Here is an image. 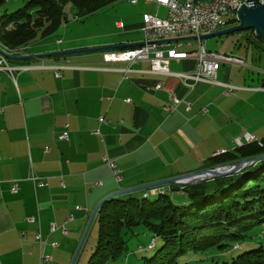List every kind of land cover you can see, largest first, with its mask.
<instances>
[{"label":"crops","instance_id":"1","mask_svg":"<svg viewBox=\"0 0 264 264\" xmlns=\"http://www.w3.org/2000/svg\"><path fill=\"white\" fill-rule=\"evenodd\" d=\"M115 8L123 19L109 22L110 31L101 35V42L78 43L81 39L71 38L68 22L60 32L63 37L57 33L52 39L57 47L50 46V40L9 54L38 56L110 45L124 46L116 49L122 50L142 43L144 14L167 15L165 7L146 0H122ZM106 53L8 59L10 66L24 69L0 71L2 264H72L94 210L107 196L213 169L218 152L234 151L235 138L246 132L259 140L264 137L262 70L247 66L242 67L244 73L240 66L221 64L218 81L236 90L226 95L223 86L200 83L189 91L177 77L150 73L147 62L106 63ZM54 64L69 66L61 78L51 68ZM195 66L188 60L169 67L184 73ZM159 83L161 90L156 89ZM170 94L191 103L190 110L181 103L178 112L167 113ZM100 118L107 122L101 124ZM66 131L69 139L61 140ZM105 158L116 163L120 181ZM32 172L47 186L36 189L29 180ZM31 216L39 221L28 223ZM39 232L47 239L44 253L50 262H41L34 241Z\"/></svg>","mask_w":264,"mask_h":264},{"label":"trees","instance_id":"2","mask_svg":"<svg viewBox=\"0 0 264 264\" xmlns=\"http://www.w3.org/2000/svg\"><path fill=\"white\" fill-rule=\"evenodd\" d=\"M6 1L0 0V7ZM120 1L28 0L23 7L0 15V42L15 53L56 38L69 22L67 5L76 11V18L83 19ZM245 33L255 36L254 30ZM246 41L247 49L253 46L259 54L254 60L261 61L263 43L255 44L252 38ZM260 141L214 157V168L264 157V137ZM169 190L185 200L163 189L145 192L141 198L130 193L105 202L92 224L98 229V239L86 264L122 260L133 238L147 233L154 247L145 250L148 254L139 258L140 264H264V241L253 240L264 229V158L239 173L183 188L171 184Z\"/></svg>","mask_w":264,"mask_h":264},{"label":"built area","instance_id":"3","mask_svg":"<svg viewBox=\"0 0 264 264\" xmlns=\"http://www.w3.org/2000/svg\"><path fill=\"white\" fill-rule=\"evenodd\" d=\"M252 0H229L217 5L215 8H210L206 13H199L191 11V0H148V3H155L160 7L167 9L166 17L162 18L158 14H144V26L142 29L143 40L140 46L125 50H114L107 52L104 55L106 63H129L131 66L142 62L150 64V73L160 76H173L181 79L187 86L189 91H192L198 84L206 83L212 85H219L226 88V95H229L237 88L230 84H222L218 81V69L221 64L236 65L240 67H247L246 62L238 57L222 54L218 52L209 51L200 36L203 34L212 33L218 30L225 29L237 24V9L243 5H251ZM264 5V0H259ZM137 1L134 3L136 4ZM117 26L123 28V23L118 22ZM197 36V40H187L173 42L172 39ZM195 44L197 47H195ZM192 60L196 63L195 69L191 72L173 73L170 70L171 62H182ZM69 66L63 64H54L51 68L56 71L58 78L62 77V70ZM24 69L12 67L8 63V59L0 53V71L9 72L13 74L14 71ZM163 84L159 83L156 86L157 90H161ZM127 103H132L130 99ZM184 103L187 110H190L191 103L182 101L170 94L169 101L165 104L164 109L167 113L172 114L178 112L179 106ZM208 110H203L206 113ZM1 112V110H0ZM101 124L107 121L100 118ZM99 134V132H95ZM61 140H68L69 133L66 131L60 136ZM261 143V141L246 132L243 137L235 138L234 150L245 144ZM227 153L221 151L216 154ZM106 163L113 171L115 178L121 180V171L117 168L116 163L105 158ZM29 180L33 183L36 189L47 186L46 181L39 177L34 172L29 176ZM169 187V186H168ZM19 190L18 184L15 183L12 188V193L16 194ZM155 190H163V188L151 189L149 192ZM78 209H81L78 207ZM70 217L68 220H72ZM28 223L38 222V218L31 216L27 219ZM64 233L67 232L66 227H61ZM57 226L52 224L51 232H55ZM35 243L40 247L41 262H50L51 258L44 253V246L47 245V239L43 237L41 232L35 236ZM56 246V244H52ZM0 264H2L0 262Z\"/></svg>","mask_w":264,"mask_h":264},{"label":"rangeland","instance_id":"4","mask_svg":"<svg viewBox=\"0 0 264 264\" xmlns=\"http://www.w3.org/2000/svg\"><path fill=\"white\" fill-rule=\"evenodd\" d=\"M27 1L28 0H7L5 4L0 7V15L5 11H8V13H11L17 10L18 8L23 7ZM122 3L123 2H121V4ZM118 4L119 3L103 11L97 12L94 15H91L87 18H83V19L76 18V11L73 9L71 5H67L65 7V12L69 19L70 27L68 30H69V33L71 34V38L81 39L80 42H78L81 44H90V43L92 44V43L101 42L102 41L101 35L110 31L109 22L113 20L115 21V20L123 19L121 10L115 8L118 6ZM161 17H164V15H161ZM64 26L59 30L58 32L59 34L62 30H64ZM250 35L251 33L241 32V33H236V34L229 35V36H223L219 38L205 40L203 41V44L209 51L218 52V53L227 54V55L241 58L246 62V65L248 67L250 68L255 67L264 72V54H262L263 56H262L261 61H255L254 58L259 56V54H257V52L253 49V46H251L249 49H247L246 47L247 38H252L255 44L261 45V42L256 38V36H250ZM59 36L63 37V34H60ZM54 41L56 40H52L48 43H50V46L52 47H57V45L53 43ZM0 44L3 47L5 46L1 42ZM195 47H197L196 44H195ZM2 51L5 52L4 49ZM5 53L9 54V51H6ZM241 70H244V73H247L245 71L246 70L245 68L241 67ZM254 76L255 78H257L256 76L258 75L255 73ZM178 186H181L182 188L184 187L183 185H178ZM160 188L167 190V192L175 199L180 198L182 200H185L184 196H181V194H177L169 190L170 185L161 186V187H158L157 189H160ZM145 192H149V190L134 192V195L141 198L143 196V193ZM156 192H158V190L152 191L148 194H155ZM150 199L153 200L154 197L150 196ZM97 239H98V229L97 227L93 226L88 234V237H87V240L84 246L82 247L78 255L79 259L77 260L75 264H86L88 262L91 254L93 253V250L96 247ZM253 240L254 241H264V229H260L254 235ZM158 245H160V242H158ZM140 247L143 249L141 253L138 252V249ZM145 247H148V248H145ZM152 247H154V242H152V236L149 233H147L146 235L136 236L135 238H133V240L129 244V252H128L129 254L127 255L128 257L124 256L122 260L116 263H109V264H140L139 258L142 255H145V254L147 255L148 253H146L145 250L149 251ZM241 247L242 246L240 245L235 246V248H241Z\"/></svg>","mask_w":264,"mask_h":264},{"label":"water","instance_id":"5","mask_svg":"<svg viewBox=\"0 0 264 264\" xmlns=\"http://www.w3.org/2000/svg\"><path fill=\"white\" fill-rule=\"evenodd\" d=\"M237 19L238 23L234 26L227 27L222 30H218L212 33L208 34H203L200 36V40L205 41L213 38H219L223 36H229L233 35L236 33L240 32H245V31H250L254 30L256 38L261 41L264 45V5L260 3L259 0H252L251 5H243L237 14ZM197 36H192V37H184V38H177V39H172L171 41L173 42H179V41H187V40H197ZM141 44H138L136 46H140ZM124 46H117V45H110V46H104V47H99V48H90V49H85V50H72V51H64V52H54V53H49V54H42L38 56H17V55H10L8 53L3 52L0 50V53L3 54L7 59L9 60H16V61H29L34 58L36 59H50V58H59L63 56H70L74 54H82V53H91V52H109V51H114L116 49H121ZM264 157H258L254 159H249V160H243L239 161L236 163L232 164H227L224 166H220L217 168L213 169H208V170H202L199 172L183 175V176H178L174 177L168 180L156 182L153 184H148L144 185L138 188L130 189V190H124L121 192H116L114 194H111L107 196L104 200H102L96 209L93 212V215L89 221L88 227L82 237V240L79 244V247L77 249V252L74 256L72 264H75L76 259L82 249V246L84 244V241L88 235V232L91 228L92 223L95 220V217L98 214V211L100 207L107 202L109 199H112L114 197L120 196V195H125V194H130L138 191H146V190H151L154 188H158L161 186L165 185H183V186H191L195 184H199L202 182H207V181H213L217 178H221L224 176L232 175L235 173H239L242 171L244 168L251 166Z\"/></svg>","mask_w":264,"mask_h":264},{"label":"bare ground","instance_id":"6","mask_svg":"<svg viewBox=\"0 0 264 264\" xmlns=\"http://www.w3.org/2000/svg\"><path fill=\"white\" fill-rule=\"evenodd\" d=\"M134 4L138 0H131ZM148 1V0H146ZM229 0H191V11L199 12V13H206L210 10V8H215L217 5L222 4ZM239 9H237L238 14ZM238 22V19H237ZM7 49H5V52ZM159 191V190H158ZM150 193V192H146Z\"/></svg>","mask_w":264,"mask_h":264}]
</instances>
